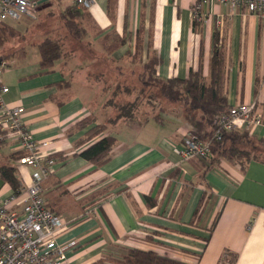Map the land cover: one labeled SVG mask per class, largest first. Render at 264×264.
Wrapping results in <instances>:
<instances>
[{"label":"crops","instance_id":"crops-1","mask_svg":"<svg viewBox=\"0 0 264 264\" xmlns=\"http://www.w3.org/2000/svg\"><path fill=\"white\" fill-rule=\"evenodd\" d=\"M39 1L33 16L7 21L27 42L13 37L4 42L3 52L24 46L26 55L2 56L0 76L9 87L5 101L24 107L23 120L36 139L51 141L45 151L56 160L43 181V194L65 222L57 243L75 241L62 264H95L129 248L188 264H218L226 254L234 264H264V123L248 130L255 146L245 165L224 156L186 159L181 149L192 126L179 104L161 107L164 116L147 112L110 123L116 112L100 113L106 108V83L96 81L99 76L87 63L109 56L115 67L109 72L111 85L125 79L123 69L140 71L155 55L161 78H186L193 69L209 83L214 55L220 52L229 104L255 102L264 115V13L207 3L196 21L197 0H113V8L111 0H94L89 7L77 0ZM71 6L84 13L80 23L87 32L80 41L64 27L63 13ZM46 20L40 37L28 40L25 33ZM48 36L62 39L69 53L52 71L36 74L38 45ZM129 79L127 84L140 85L136 74ZM65 80L69 83L62 88ZM86 118L92 122L80 124ZM99 123L107 124L103 134L116 142L107 160L95 164L80 152L101 137L85 140ZM18 151L9 137L0 161ZM12 161L21 188L27 187L35 168ZM14 194L0 180V202ZM9 206L21 211L23 205L13 200Z\"/></svg>","mask_w":264,"mask_h":264},{"label":"trees","instance_id":"trees-1","mask_svg":"<svg viewBox=\"0 0 264 264\" xmlns=\"http://www.w3.org/2000/svg\"><path fill=\"white\" fill-rule=\"evenodd\" d=\"M111 8L114 7V1L111 0ZM84 15L83 11L76 6H71L63 13L64 27L69 34L77 40H82L86 35V28L80 23V19ZM12 19V18H9ZM6 20L0 21V47L8 40V36L23 37V34L17 31ZM141 39H139L140 43ZM62 39H55L50 36L43 39L38 47L41 55L40 69L38 73H46L52 71L56 62L69 51L65 49ZM113 45V44H112ZM111 45V46H112ZM26 55L25 47H19L12 53L5 55V58L22 59ZM2 58V57H0ZM158 57L153 55L140 71H132L137 75L139 85L124 83L116 84L115 89L110 93L106 104L115 108L116 115L109 120L110 123L119 120H131L135 117L139 107V102L145 94L146 88L154 87L152 95L155 99H166L170 103L179 104L184 111V115L192 126V134L200 139H208L213 137L217 130V118L221 113L231 109L225 91L223 82V55L220 52L215 53L212 64V81L206 82L201 70H190L189 76L186 78L171 77L161 78L157 75ZM69 82L64 81L61 87H65ZM1 84L5 85L3 81ZM130 84V85H129ZM134 85V86H133ZM131 86V87H130ZM137 87V88H136ZM148 88V89H149ZM137 89V96L133 95V91ZM119 94H124L127 98L124 102H118ZM148 96V95H147ZM149 97V96H148ZM144 102V101H143ZM157 105V102H152ZM164 107V106H163ZM161 108V107H160ZM165 108V107H164ZM163 109V108H162ZM159 116V115H158ZM156 116V117H158ZM92 122L91 119H83L80 124L84 126ZM107 129L106 123L96 124L86 135L85 140L92 139L96 136L101 137L94 143L87 146L80 152L85 159L95 164H101L107 160L112 148L116 142V138L110 134H103ZM249 131H224L220 138L213 140L211 149V158L228 157L237 160L243 165L246 164L254 154L246 147L249 143L254 142ZM8 134L0 128V149L8 143ZM255 144V142H254ZM24 155V151L19 149L9 155L6 161H0V180L7 182L12 186L15 193L21 190V182L18 178L17 166L15 161ZM51 158L56 160L55 154ZM210 158V159H211ZM204 159V158H203ZM215 159V158H214ZM95 264H188L167 255H161L152 250H143L139 248H129L126 254L114 255L105 260L96 262Z\"/></svg>","mask_w":264,"mask_h":264},{"label":"built area","instance_id":"built-area-1","mask_svg":"<svg viewBox=\"0 0 264 264\" xmlns=\"http://www.w3.org/2000/svg\"><path fill=\"white\" fill-rule=\"evenodd\" d=\"M94 0H77L78 5L89 7ZM227 3L234 9H246L264 13V0H197L193 6L196 21L203 18L202 10L207 3ZM35 0H0V21L9 18L19 19L22 15L35 14ZM1 73V69H0ZM0 76V128L12 137L24 155L19 164L32 166V182L21 188L11 199L0 202V264H62L66 249L74 244L59 245L57 238L65 227L60 214L51 209L43 194V181L53 172L54 160L45 150L51 141L39 140L23 120L24 107L9 105L4 93L9 87L1 84ZM264 123V115L255 102L231 107L217 118V130L213 137L200 139L190 133L184 139L181 155L184 158H211L213 140L220 138L224 131H248L255 125ZM18 200L22 210L9 206ZM218 264H234L223 255Z\"/></svg>","mask_w":264,"mask_h":264},{"label":"rangeland","instance_id":"rangeland-1","mask_svg":"<svg viewBox=\"0 0 264 264\" xmlns=\"http://www.w3.org/2000/svg\"><path fill=\"white\" fill-rule=\"evenodd\" d=\"M52 20H53V22H52V24H54L55 26H57V25H59V22H60V20H58V15H54L53 16V18H52ZM48 23V21L46 20L44 23H37L36 24V26L34 27L35 29H33V30H30V31H28L29 33H25V36H26V38L28 39V40H30L31 38H33V36H38V37H40L39 36V34L44 30V28L46 27V24ZM44 33V32H43ZM53 36H55V34H53ZM13 37H11V36H8V40H10V39H12ZM20 40V42H22V44H25L26 42H27V40H24L23 38H21V37H19V36H16L15 37V41H19ZM24 42V43H23ZM21 44V43H20ZM4 45H2L1 47H0V57H2V56H5L6 54H8V53H10V52H8V53H4L3 52V50L4 49H2V47H3ZM69 48V47H68ZM19 49V48H18ZM32 56V55H31ZM108 57L109 56H106V57H104V59H102L99 63L97 62V59L95 60V61H91V63L90 62H87V63H89V66L91 67L90 69H93V71L99 76V77H97L96 78V81H98L100 84H105L106 83V86H105V88H106V90L108 91V94H107V96H106V99H105V101H107L108 100V98H109V96H110V93L115 89V86H116V84H114V81H113V83L111 84V85H107V83H110L109 81L111 80V77H110V73L109 72H112L113 70H114V65H113V67H111V62L109 61V59H108ZM121 65H124V64H121ZM99 66H100V68H99ZM133 67V66H132ZM0 69H1V71H3V68L2 67H0ZM131 70H132V68L131 69H129V67H128V69H123L122 71H121V73H122V76L125 78V79H123V81H125L126 79H128V78H130L131 77ZM4 72V71H3ZM117 73H118V71H117ZM103 76H104V78H103ZM128 77V78H127ZM103 79V80H102ZM101 80H102V82H101ZM128 82L129 81H132V79H129V80H127ZM127 81H125L124 83H126ZM127 84V83H126ZM131 84H134V82H132ZM136 84V83H135ZM130 85V84H129ZM134 86V85H133ZM131 87V86H130ZM104 88V87H103ZM137 88V87H136ZM139 88H140V85H139ZM149 88V87H148ZM148 88H146V91L147 92H145V94L143 95V97H142V101L141 102H139V107H138V109H137V111H136V115L135 116H139V117H144L145 115H147V112H148V114L149 115H151V114H159V113H161L162 114V116H164V112H166V111H163V112H161L160 111V107H165V105H167V104H170V102L169 101H167L166 99H162V98H159V99H155V96L154 95H152V92L154 91V87H150L149 89ZM137 94H138V90L137 89H135L134 91H133V95L134 96H137ZM149 97H148V96ZM127 98L125 97V95L124 94H119V96H118V98H117V100H118V102H124L123 100H126ZM144 101V102H143ZM157 102V105H155V104H153L152 102ZM100 103V102H99ZM99 105V104H98ZM108 106V107H107ZM104 107H106L105 109H101L100 110V113L102 114V113H106L107 111H108V109H113L114 110V112H115V108L114 107H112V106H109V104H105V106ZM163 107V108H164ZM164 110H166V108H164ZM50 141V140H49ZM254 146H255V144H254V142H252V143H249V145H248V147H246L248 150H250L251 152L253 151V148H254ZM19 166H21L22 164H18ZM128 250L129 249H127V250H125L123 253H121V254H126L127 252H128Z\"/></svg>","mask_w":264,"mask_h":264},{"label":"water","instance_id":"water-1","mask_svg":"<svg viewBox=\"0 0 264 264\" xmlns=\"http://www.w3.org/2000/svg\"><path fill=\"white\" fill-rule=\"evenodd\" d=\"M41 1H43V0H40L39 2H41Z\"/></svg>","mask_w":264,"mask_h":264}]
</instances>
